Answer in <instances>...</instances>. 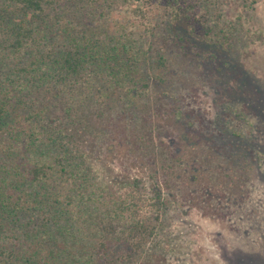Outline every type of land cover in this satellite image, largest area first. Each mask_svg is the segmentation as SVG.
Listing matches in <instances>:
<instances>
[{
    "label": "trees",
    "instance_id": "1",
    "mask_svg": "<svg viewBox=\"0 0 264 264\" xmlns=\"http://www.w3.org/2000/svg\"><path fill=\"white\" fill-rule=\"evenodd\" d=\"M247 1L251 8L259 0ZM167 20L227 52L249 43L219 0H0V264L131 263L161 233L162 186L152 184L151 196L137 182L123 192L98 180L77 123L94 102L103 113L112 108L123 128L141 119L156 79L151 40ZM51 103L67 126L53 123ZM184 116L182 107L171 111L173 121ZM191 126L173 141L174 160L165 152L170 143L160 141L166 150L148 158L159 166L154 174L176 180L194 164ZM139 134L123 152L136 151ZM235 161L219 183L250 171L243 156ZM219 183L206 189L216 193Z\"/></svg>",
    "mask_w": 264,
    "mask_h": 264
},
{
    "label": "rangeland",
    "instance_id": "2",
    "mask_svg": "<svg viewBox=\"0 0 264 264\" xmlns=\"http://www.w3.org/2000/svg\"><path fill=\"white\" fill-rule=\"evenodd\" d=\"M219 1L225 18L240 23L249 38L246 46L227 52L188 33L184 22L171 26L167 20L151 40L155 63L150 70L156 79H151L146 104L141 100V119L123 128L112 108L103 113L94 102L77 123L98 180L123 192V186L137 182L139 191L151 196L152 184L162 186L167 210L161 233L142 256L121 264H264V0L251 8L247 0ZM51 106L53 123L67 126L57 113L60 106ZM178 107L185 116L173 121L171 111ZM187 124L192 125L187 133L194 164L182 166L176 180L154 174L159 166L148 158L166 150L160 144L165 141L170 143L165 152L174 160L173 141ZM136 131V151L123 152ZM237 155L251 162L250 171H232L219 183L220 174L226 176L231 164H238ZM201 166L213 173V181ZM211 182L219 183L216 193L206 189Z\"/></svg>",
    "mask_w": 264,
    "mask_h": 264
}]
</instances>
